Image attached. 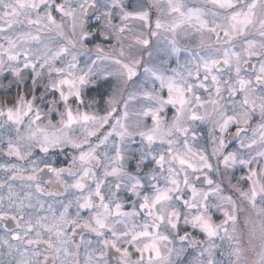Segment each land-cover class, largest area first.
<instances>
[{"label": "snow or ice", "instance_id": "6c2138e0", "mask_svg": "<svg viewBox=\"0 0 264 264\" xmlns=\"http://www.w3.org/2000/svg\"><path fill=\"white\" fill-rule=\"evenodd\" d=\"M0 264H264V0H0Z\"/></svg>", "mask_w": 264, "mask_h": 264}]
</instances>
